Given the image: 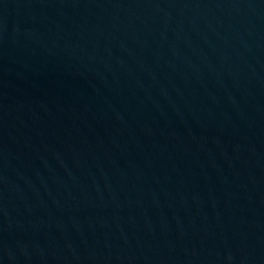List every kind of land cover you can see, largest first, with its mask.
Wrapping results in <instances>:
<instances>
[{
	"label": "water",
	"instance_id": "water-1",
	"mask_svg": "<svg viewBox=\"0 0 264 264\" xmlns=\"http://www.w3.org/2000/svg\"><path fill=\"white\" fill-rule=\"evenodd\" d=\"M0 264H264V0H0Z\"/></svg>",
	"mask_w": 264,
	"mask_h": 264
}]
</instances>
